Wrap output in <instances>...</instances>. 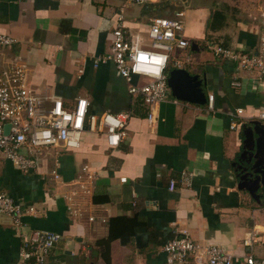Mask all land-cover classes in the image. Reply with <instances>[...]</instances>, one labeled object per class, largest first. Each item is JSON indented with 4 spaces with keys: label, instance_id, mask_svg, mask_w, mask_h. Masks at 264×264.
<instances>
[{
    "label": "crops",
    "instance_id": "0c3cea01",
    "mask_svg": "<svg viewBox=\"0 0 264 264\" xmlns=\"http://www.w3.org/2000/svg\"><path fill=\"white\" fill-rule=\"evenodd\" d=\"M190 4L195 8L187 9ZM180 8L185 34L197 48L175 50L168 78L174 70H186L204 98L183 99L169 84L151 124L142 95L130 93L112 61L95 65V59L110 52L119 15L126 38L147 45L151 19L173 16ZM216 11L224 20L211 27ZM0 32L17 39L1 49L2 67L20 55L29 87L47 103L61 98L71 108L86 97L89 113H131L128 135L115 148L103 134L86 130L80 148L59 156L57 179L51 174L53 158L26 174L0 152V191L35 208L24 218L30 228L62 234L47 264H169L164 244L183 230L197 242L233 253V264H245L250 253L264 257V188L258 199L240 189L235 167L243 125L264 122V82L257 70L241 69L207 47L208 41L255 47L264 34V0H0ZM188 54L191 61L178 68L174 60ZM210 93L213 110L208 109ZM238 108L243 109L237 117L241 124L232 129ZM172 178L174 190L169 189ZM21 242L11 218L0 215V264H20Z\"/></svg>",
    "mask_w": 264,
    "mask_h": 264
},
{
    "label": "built area",
    "instance_id": "2783aa9c",
    "mask_svg": "<svg viewBox=\"0 0 264 264\" xmlns=\"http://www.w3.org/2000/svg\"><path fill=\"white\" fill-rule=\"evenodd\" d=\"M128 1L148 4L158 0ZM185 25L183 8L178 9L173 16H155L151 19L148 31L149 43L142 45L139 39L131 42L126 38L124 17L121 14L113 31L110 52L98 55L95 59V65L112 61L129 83L130 93L142 95L148 106V121L151 124L156 120L157 107L165 101L170 90L167 68L175 50L190 51L192 47L193 42L185 34ZM16 43L15 37L0 32V152L26 174L38 171L44 159L53 158L55 166H51V174L57 179L60 177L56 169L59 156L64 150L80 148L86 130L103 134L111 148L119 146L128 135L131 113H89L90 101L86 97H79L71 108L66 107L61 98H52V102L47 103L45 97L29 87L28 67L20 55H14L2 67L1 49ZM207 47L218 58L233 60L241 69L257 70L259 79L264 82V34L250 50L231 48L216 41H208ZM188 61H191V54L185 60H174L178 68ZM234 84L240 87L241 81L235 80ZM214 107V94L210 93L208 109L213 110ZM242 113L243 109L238 108L236 114L232 115V129L241 124L237 117ZM260 117L264 119V112ZM83 170L88 171V166L85 165ZM189 176V173H184V181H189ZM120 180L125 182L127 177L123 176ZM176 186L177 180L170 179L169 189L174 190ZM35 213L33 206L25 207L7 192L0 191V215L11 218L22 239L20 264H47L51 250L62 239V234L57 231L30 228L24 218L27 214ZM90 219L94 220V217ZM163 248L168 254L169 264H187L190 259L197 264L234 262L233 253L216 244L197 242L186 230L166 242ZM245 264H264V257L256 258L251 253L247 254Z\"/></svg>",
    "mask_w": 264,
    "mask_h": 264
},
{
    "label": "water",
    "instance_id": "95a60500",
    "mask_svg": "<svg viewBox=\"0 0 264 264\" xmlns=\"http://www.w3.org/2000/svg\"><path fill=\"white\" fill-rule=\"evenodd\" d=\"M193 48L197 44L193 43ZM184 69L171 72L169 84L174 94L183 99L201 102L204 93ZM252 126L243 125V149L235 162L238 187L247 190L255 199L259 198V189L264 188V122L260 119L252 121Z\"/></svg>",
    "mask_w": 264,
    "mask_h": 264
},
{
    "label": "trees",
    "instance_id": "16d2710c",
    "mask_svg": "<svg viewBox=\"0 0 264 264\" xmlns=\"http://www.w3.org/2000/svg\"><path fill=\"white\" fill-rule=\"evenodd\" d=\"M220 11H216L214 16H213V19L211 21V27L212 25H214V23L216 22H221L222 20H224V17L220 16ZM209 26H210V23H209ZM214 27V26H213Z\"/></svg>",
    "mask_w": 264,
    "mask_h": 264
},
{
    "label": "rangeland",
    "instance_id": "374dc122",
    "mask_svg": "<svg viewBox=\"0 0 264 264\" xmlns=\"http://www.w3.org/2000/svg\"><path fill=\"white\" fill-rule=\"evenodd\" d=\"M235 7V6H234ZM190 8H195V4H190L188 5V8L187 9H190Z\"/></svg>",
    "mask_w": 264,
    "mask_h": 264
}]
</instances>
